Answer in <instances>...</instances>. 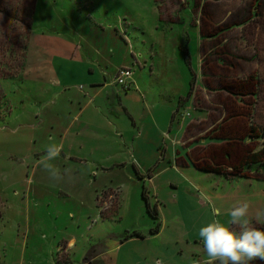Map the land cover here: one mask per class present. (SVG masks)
<instances>
[{"label": "rangeland", "instance_id": "374dc122", "mask_svg": "<svg viewBox=\"0 0 264 264\" xmlns=\"http://www.w3.org/2000/svg\"><path fill=\"white\" fill-rule=\"evenodd\" d=\"M31 7L30 0H0V264H82L93 253L103 264H193L207 258L201 227L218 221L239 231L228 215L238 201L249 204L250 226L264 231V216L257 219L264 212V0H35L30 17ZM194 22L224 38L215 42L228 70L224 87L247 105L245 141L261 155L223 176L184 170L218 216L187 180L156 192L135 184L132 166H110L125 153L106 121L115 123L111 109L121 106L116 75L133 69L146 103L143 91L161 80L170 85V76L159 75L172 69L187 98L200 70ZM120 95L123 104L137 102ZM127 119L121 116L117 133ZM50 144L61 146L47 162L59 180L41 163ZM143 187L157 206L156 235ZM104 194L118 195L116 208ZM135 232L142 237L126 238Z\"/></svg>", "mask_w": 264, "mask_h": 264}, {"label": "crops", "instance_id": "0c3cea01", "mask_svg": "<svg viewBox=\"0 0 264 264\" xmlns=\"http://www.w3.org/2000/svg\"><path fill=\"white\" fill-rule=\"evenodd\" d=\"M194 23L200 30V70L195 74L187 98L177 83H172L177 80V71L172 69L159 75L170 76V85L161 80L157 81L156 87L151 85V90L143 91L142 97L146 103L140 98V82L133 69L126 68L132 70V77L128 80L131 88L129 91L123 89L122 83L114 80L119 95L124 94L126 101L134 96L137 102L127 105L124 101L123 104L121 95L113 94V97L117 96L122 111L111 109L116 116L115 123L113 120L106 121L113 134L111 137L118 139L119 146L125 153L123 158L116 159L110 166L126 170H131L132 166L131 178L135 184L139 186L141 183L137 182L144 181V184L153 187L156 192L163 187L179 189L186 181L182 177L184 170L193 169L208 175L222 176L224 173H236L248 166L250 155L259 151L257 143L255 145L245 141L249 130L247 105L224 87V81L227 80L224 77L228 76V70L219 62V56L215 53V42L218 38H224L209 34L210 31H202L206 27ZM153 75L151 72V76ZM99 83L91 85H101ZM105 87H110V84L102 85V88ZM132 91L136 94L132 95ZM138 103L141 104V111L136 109ZM111 104L114 106L113 102ZM91 106V102H87L85 108L89 109ZM95 112L98 114V110L95 109ZM121 116L128 117L124 134L117 133L119 126L116 123H120ZM102 197L106 202L116 198L112 209L116 208L118 195L104 194ZM98 201L100 202V198ZM235 228L238 230L237 226H231V229ZM205 259L207 258H201L193 264H203ZM95 262L103 264L97 259L96 253H93L84 258L82 264Z\"/></svg>", "mask_w": 264, "mask_h": 264}, {"label": "clouds", "instance_id": "9594fccd", "mask_svg": "<svg viewBox=\"0 0 264 264\" xmlns=\"http://www.w3.org/2000/svg\"><path fill=\"white\" fill-rule=\"evenodd\" d=\"M61 146L50 144L46 154L41 158L45 169L50 171L51 176L59 180L61 178L57 170L52 169L48 161L59 156ZM192 189L198 192L200 202L211 206L214 215H219L220 210L215 206L211 197L200 186L185 176ZM249 204L247 202H236L230 209L229 224L237 226L238 232L229 227L213 221L199 229V237L203 243L207 259L203 264H250L251 261L259 259L264 261V231L251 227L247 219ZM264 216V212H257V219ZM157 264H160L158 261Z\"/></svg>", "mask_w": 264, "mask_h": 264}, {"label": "trees", "instance_id": "16d2710c", "mask_svg": "<svg viewBox=\"0 0 264 264\" xmlns=\"http://www.w3.org/2000/svg\"><path fill=\"white\" fill-rule=\"evenodd\" d=\"M30 3H32V7L27 9V10H28V16L31 17V14H32V12L34 10L35 0H30ZM23 48H25V45L23 46ZM187 54H188V52H187ZM188 56L189 55H187V57H186L187 60H188ZM255 131H258V130H256L255 128H253L251 130V132L253 134L255 133ZM263 152H264V149L262 151V154H263ZM259 155L260 154H258V153H254V154L250 155L249 158H248V165L253 163V162H256V161L260 160L259 157L261 155L260 156ZM135 174L137 175V177L140 178V175L138 174V172L136 170H135ZM141 197H142V200L145 203V208H146V212H147L148 216L151 219H153L154 221H157V223L155 222L156 223L155 228L150 231V233L152 235H156V234L159 233L160 227H161V223L159 221V214H158L157 206H155V207L151 206V204L149 202V196H148V191H147L146 187H143L142 196ZM134 236L141 237V235L139 233L135 232V233H133L131 235H127L126 238L129 239V238L134 237ZM95 264H98V262H95Z\"/></svg>", "mask_w": 264, "mask_h": 264}, {"label": "built area", "instance_id": "2783aa9c", "mask_svg": "<svg viewBox=\"0 0 264 264\" xmlns=\"http://www.w3.org/2000/svg\"><path fill=\"white\" fill-rule=\"evenodd\" d=\"M132 76V71L130 69H122L118 72L116 81L122 83L123 89H130L129 79Z\"/></svg>", "mask_w": 264, "mask_h": 264}, {"label": "water", "instance_id": "95a60500", "mask_svg": "<svg viewBox=\"0 0 264 264\" xmlns=\"http://www.w3.org/2000/svg\"><path fill=\"white\" fill-rule=\"evenodd\" d=\"M250 264H264V261H260L259 259L251 261Z\"/></svg>", "mask_w": 264, "mask_h": 264}]
</instances>
